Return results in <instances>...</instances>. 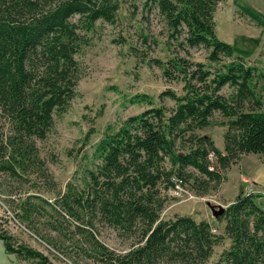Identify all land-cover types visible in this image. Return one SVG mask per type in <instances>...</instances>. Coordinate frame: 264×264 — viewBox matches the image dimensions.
I'll list each match as a JSON object with an SVG mask.
<instances>
[{
  "label": "trees",
  "instance_id": "16d2710c",
  "mask_svg": "<svg viewBox=\"0 0 264 264\" xmlns=\"http://www.w3.org/2000/svg\"><path fill=\"white\" fill-rule=\"evenodd\" d=\"M120 1L0 0V193L14 220L71 264H207L223 235L206 220L159 213L169 190L216 191L242 154L264 153V84L257 90L264 69L216 35L214 12L224 0H143L142 11L164 22L170 56L146 50L142 60L180 83V92L161 90L160 106L109 125L91 154H82L79 176L53 200L32 190L40 179L48 190L55 185L36 144L76 92L80 31L96 20L114 23ZM142 38L146 43L147 33ZM195 47L206 50L205 61L192 58ZM133 101L152 102L147 94ZM210 125H225L223 150L197 133ZM260 196L264 191L242 192L217 217L231 243L213 264H264ZM8 231L0 228V239L19 261L54 264ZM108 231L126 246L108 244Z\"/></svg>",
  "mask_w": 264,
  "mask_h": 264
},
{
  "label": "rangeland",
  "instance_id": "374dc122",
  "mask_svg": "<svg viewBox=\"0 0 264 264\" xmlns=\"http://www.w3.org/2000/svg\"><path fill=\"white\" fill-rule=\"evenodd\" d=\"M132 2L139 5L135 12L130 7ZM142 2L122 0L114 23L96 20L90 29L80 31L85 42L75 56L81 69L76 92L65 110L54 114V124L46 138L38 139L36 144L55 185L48 190V184L40 179L38 187L32 190L50 200H53L55 192L65 189L68 181L79 176L80 167L85 165L82 154H91L109 125L117 127L124 119L140 113L148 106H160L158 94L161 90L169 87L180 92V83L166 81L162 78L160 67L148 62V58L142 60V52L146 50L149 57L165 60L170 56L164 41L166 28L161 16L155 11H142ZM214 21L218 38L233 44L248 64L264 69V0L219 1ZM145 33L148 35L146 43L142 42V34ZM152 40H156V44ZM190 52L194 60L205 61L204 48L195 47ZM263 84L264 79H260L257 90H261ZM224 91L227 92V89ZM135 94H147L152 102H134ZM262 97L264 102V93ZM164 103L169 106L172 104L169 100ZM224 131L225 125H210L199 128L197 133L213 138L215 145L223 150ZM240 160L237 162L239 166L232 165L227 171L225 182L216 191L199 196L185 186L176 188V191L169 190L170 199L159 213L164 219L178 213L191 215L196 221L206 220L216 234L223 235L222 241L214 246L207 264L215 263L231 243L224 233L225 221L212 216L207 201L227 207L242 192L262 194L264 191V164L256 159V155L247 154ZM3 197L0 193V228L9 230L19 241H25L46 253L54 264H71L20 226L12 217L11 209ZM257 201L264 208V196L257 198ZM103 238L119 249L126 246L111 231L105 232ZM3 244L0 239V264H25L14 254L8 253Z\"/></svg>",
  "mask_w": 264,
  "mask_h": 264
},
{
  "label": "water",
  "instance_id": "95a60500",
  "mask_svg": "<svg viewBox=\"0 0 264 264\" xmlns=\"http://www.w3.org/2000/svg\"><path fill=\"white\" fill-rule=\"evenodd\" d=\"M207 205L211 210V214L214 218H217L220 214H222L224 212V210L226 209L225 206H222L220 204H211L210 201H207Z\"/></svg>",
  "mask_w": 264,
  "mask_h": 264
},
{
  "label": "crops",
  "instance_id": "0c3cea01",
  "mask_svg": "<svg viewBox=\"0 0 264 264\" xmlns=\"http://www.w3.org/2000/svg\"><path fill=\"white\" fill-rule=\"evenodd\" d=\"M249 154H250V155H256V159H257V160H260V161H259L260 163H263L262 160H264V153L261 152V153H255V154H254V153H250V152H249ZM249 154H248V156H249ZM244 155H247V154H242L240 157H243ZM239 160H240V159H239ZM240 161H241V160H240ZM240 161H238V162H240ZM239 164H240V163H238L237 165L239 166ZM242 179H244V178L242 177ZM253 182H255V181H253Z\"/></svg>",
  "mask_w": 264,
  "mask_h": 264
},
{
  "label": "built area",
  "instance_id": "2783aa9c",
  "mask_svg": "<svg viewBox=\"0 0 264 264\" xmlns=\"http://www.w3.org/2000/svg\"><path fill=\"white\" fill-rule=\"evenodd\" d=\"M179 186H177L176 188H178Z\"/></svg>",
  "mask_w": 264,
  "mask_h": 264
}]
</instances>
